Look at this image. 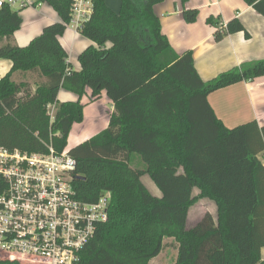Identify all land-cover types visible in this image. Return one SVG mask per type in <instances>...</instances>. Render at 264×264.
<instances>
[{
  "label": "trees",
  "instance_id": "obj_1",
  "mask_svg": "<svg viewBox=\"0 0 264 264\" xmlns=\"http://www.w3.org/2000/svg\"><path fill=\"white\" fill-rule=\"evenodd\" d=\"M42 1L58 21L26 47L11 43L23 23L19 12L0 9V44L6 41L0 60L11 63L0 78V147L61 152L73 124L83 121L86 90L92 100L105 92L112 102L106 129L69 149L77 197L95 202L103 192L111 195L109 220L81 250L79 264H148L165 238L178 245L174 264H263L264 164L258 156L264 160V126L225 127L208 96L263 77L264 59L203 82L192 53L177 55L161 33L153 7L163 0H120L117 12L106 0H93L79 30L93 45L79 54L74 71L59 43L72 0ZM243 1L264 17V0ZM197 15L185 10L182 16L193 23ZM207 22L218 27L216 42L235 33L249 38L237 19L225 26ZM60 90L76 100L58 102ZM49 105L56 108L52 121ZM143 176L160 197L150 194ZM4 187L0 179V193ZM202 199L215 203L216 217L206 213L187 229L188 211ZM0 264L20 263L0 252Z\"/></svg>",
  "mask_w": 264,
  "mask_h": 264
},
{
  "label": "crops",
  "instance_id": "obj_2",
  "mask_svg": "<svg viewBox=\"0 0 264 264\" xmlns=\"http://www.w3.org/2000/svg\"><path fill=\"white\" fill-rule=\"evenodd\" d=\"M106 3L110 9L118 11L117 0H106ZM185 10L198 12L195 22L184 21L182 15ZM26 12H30L32 16L24 17L20 14L23 23L12 38L13 44L20 47H26L41 34L44 27L58 21V15L45 3L24 13ZM153 12L161 24V33L167 38L175 53L177 55L188 51L192 53L194 68L203 82L210 81L244 62L264 59V17L243 0H185L184 2L183 0H163L153 7ZM208 19L217 22V26L221 24L225 26L230 20L237 19L249 34V38H245L243 33H235L216 42L214 34L218 27L208 24ZM59 43L67 53L72 69L79 71L78 56L93 43L80 34L74 33L68 26L63 36L59 38ZM107 47H109L108 44ZM10 69L9 61L0 60V78ZM13 78H16V74ZM90 98V91L86 90L80 100L83 105V121L80 124L84 122L87 115L92 114L94 133L78 139L80 136L78 132L77 141L73 147L106 129L113 112V104L106 97L105 92L101 93L98 100ZM57 99L58 102H67L75 101L76 97L60 90ZM101 102L103 106H98ZM208 102L216 117L227 128H234L251 121H255L261 128L264 126V76L252 82H240L218 90L208 96ZM258 158L264 164L262 156L259 155ZM198 193L197 189L193 190V195L196 196ZM194 206L197 209L193 208ZM190 209L187 215V224H189L188 226L186 224L187 229L194 227L206 213L213 217H216L217 213L215 203L208 199L199 200ZM192 210L194 219L190 218ZM260 257L264 264V247L260 250Z\"/></svg>",
  "mask_w": 264,
  "mask_h": 264
},
{
  "label": "built area",
  "instance_id": "obj_3",
  "mask_svg": "<svg viewBox=\"0 0 264 264\" xmlns=\"http://www.w3.org/2000/svg\"><path fill=\"white\" fill-rule=\"evenodd\" d=\"M93 0H72L70 27L79 34ZM42 0H0V9L38 8ZM55 105L47 106L50 121ZM75 161L66 147L27 154L0 147V252L20 264H79V254L109 220L111 195L80 200L73 188Z\"/></svg>",
  "mask_w": 264,
  "mask_h": 264
},
{
  "label": "rangeland",
  "instance_id": "obj_4",
  "mask_svg": "<svg viewBox=\"0 0 264 264\" xmlns=\"http://www.w3.org/2000/svg\"><path fill=\"white\" fill-rule=\"evenodd\" d=\"M117 9L119 11L120 8V0H117ZM28 10H32L31 8L25 9L20 11L19 14H21L22 16H32L30 14V12H26ZM25 20L27 21V18H25ZM11 43H13L11 41ZM6 44V41H3V43L1 45ZM98 106H103V103L101 102ZM92 114L87 115L86 119L84 120V122L82 124L80 123H76L72 128L71 131L69 133L68 136V143H67V148L71 149L74 145V143L77 141V134L78 132H80V136H78V139H81L82 137H84L85 135H91L94 129V125L92 124ZM96 125V124H95ZM82 128H84V130H82ZM142 183L144 184V186L147 188V190L150 192V194H152L155 197H160V193L159 191L155 188V186L153 185V183L151 182V180L149 179L148 176H143L141 178ZM197 193V191H195ZM193 208L197 209L196 206H194ZM192 209V208H191ZM190 209V210H191ZM190 218L194 219V211L192 210V212L190 213ZM189 224H187L188 226ZM177 257V245L173 240H167L165 239L164 241V247L162 252L156 257L154 258L151 263L149 264H173L176 260ZM9 261V260H8ZM15 262V261H13Z\"/></svg>",
  "mask_w": 264,
  "mask_h": 264
}]
</instances>
